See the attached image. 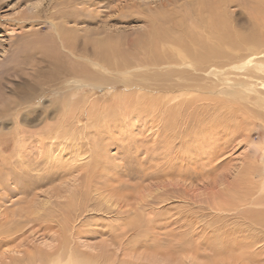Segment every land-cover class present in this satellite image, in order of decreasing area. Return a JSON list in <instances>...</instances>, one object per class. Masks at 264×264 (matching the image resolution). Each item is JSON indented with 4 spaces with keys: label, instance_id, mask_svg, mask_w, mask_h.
I'll use <instances>...</instances> for the list:
<instances>
[{
    "label": "rangeland",
    "instance_id": "obj_1",
    "mask_svg": "<svg viewBox=\"0 0 264 264\" xmlns=\"http://www.w3.org/2000/svg\"><path fill=\"white\" fill-rule=\"evenodd\" d=\"M200 1L227 3L219 31L237 44L264 38V28L260 29L264 0H73V8L65 9L80 13L81 18L74 15L78 16L80 27H66L78 31L81 44L108 37L120 39L121 46L112 53L133 56L135 49L128 42L135 43L140 35L153 31L151 24L163 27L165 22L180 21L189 13L195 15ZM3 2L0 103L11 111L0 113V119L8 112L16 115L19 110L34 109L35 105L26 108L25 99L16 95L37 91L34 85L44 90L48 84V73L35 78L28 68L33 45L37 41L46 44L52 38L51 25L41 16H49L53 10L45 7L54 6L55 1L40 2L41 16L36 20L32 12L38 0ZM24 17L27 19H21ZM54 22L61 25L59 20ZM97 31L100 35L94 37ZM49 45L57 46L55 41ZM219 48L224 50L221 43ZM257 50L264 51V46ZM245 54L219 59L218 67H227L218 71L228 73L226 78L234 81L246 69L252 70L250 66L251 69L227 70L245 61ZM15 63L20 64V77L12 66ZM39 65L42 71L49 69L43 63ZM97 90L99 97L104 95V104H110L111 95L103 88ZM129 110L114 114L102 125L93 118L91 124L86 123V116L80 117L75 127L86 125L83 132L69 130L64 133L68 136L56 137L59 144L54 151L55 155L60 154L56 161H50L46 150L39 149L42 147L33 139L36 134L26 137L25 146L19 148L13 146V128H0V264H38L58 254L63 240L64 250L69 249L74 255L103 256L104 261L115 264H264V256L253 258L246 254L253 234L245 225L247 220L242 222L233 211L236 200L248 193L245 190L250 188V182L258 185V174L264 170V107H250L246 112L221 100L207 106L196 101L184 105L171 102L155 107L152 114L150 110L127 114ZM246 114L248 117L242 119ZM18 123L22 129L36 126L31 121ZM40 127L44 126L29 129L35 133ZM91 131L97 132V145L89 147L98 149L92 160L88 159V146L85 147L93 137ZM76 142L81 146L74 147ZM74 150L85 153V163L70 164L69 152ZM86 160L97 163L86 165ZM247 178L251 181L247 182ZM261 197L255 196L254 205L242 212H253L256 232L260 229L257 217L264 215ZM79 214L81 217L77 218ZM218 240H224L228 250L221 255L215 251ZM263 245L261 239L262 249H257L258 244L253 252L264 251ZM240 252L243 256L239 260Z\"/></svg>",
    "mask_w": 264,
    "mask_h": 264
},
{
    "label": "bare ground",
    "instance_id": "obj_2",
    "mask_svg": "<svg viewBox=\"0 0 264 264\" xmlns=\"http://www.w3.org/2000/svg\"><path fill=\"white\" fill-rule=\"evenodd\" d=\"M1 1L0 5L5 4L4 0ZM42 1L44 0H38V4L35 2V12H32L33 20H36L35 18L40 14L41 10L38 7ZM54 1V6L47 4L45 7L48 11L53 10L49 12V16H41L40 14L51 25L50 31L52 35L49 36H52V38H48L46 44L43 43L44 41H37V44H32L33 50L31 51H34V53L30 54V57L28 56L29 63H31L28 69L33 72L35 78L42 76L43 72L48 73L49 77L45 81L48 84H46L44 90H42L41 86L37 88L38 85H34L37 91L33 93H29L28 91L23 96L16 95L17 98L22 97L25 99L24 105L26 108L27 105H35L34 109L28 112L19 110L16 115L8 112L0 119L2 125L0 128H13L11 133L12 140L14 141L13 146L19 145V148L25 146V138L31 137L32 133L36 134L37 136L33 139L38 143L37 145L42 147L39 149H45L50 161H56L60 155L58 153L55 155L56 151H54L59 144L56 137L59 134L63 137L68 136L69 134L64 135V133L69 132V130L72 132L74 130L78 133L83 132L86 125H80L81 128L79 127L78 129V127H75V124L80 123L79 118L84 115L86 116V123L89 122L91 124L90 119L93 118L96 123L101 121L102 125L104 121L111 118L114 114L118 115L122 111L125 112L127 108H130L127 114L135 112L144 113L149 110L152 114L155 107L159 105L166 106L171 102L184 105L191 101H196L203 103V106H207L214 101L225 100L227 103L233 105V109L235 106H240L246 112H248L250 107H264V51H256V49L264 46V38H251L246 45H243L241 43L237 44L230 37L224 36L219 31V27L221 26L219 24L220 18L224 17L223 13L225 12L222 11H224L223 7H227L226 2L220 4V2L214 1H200L197 4L199 8L196 9L198 12L195 15L189 13L187 18L182 17L180 21L165 22V26L163 27L151 24L154 32L150 31L146 35H140L135 40V43L128 42L131 49H135L134 55L129 56L118 51L112 53L121 44L120 39L111 40L112 38L108 37L110 40L108 38H106L107 40H87V42L81 44L77 40L78 31L66 27V25H79L78 22L80 20L78 19L82 17L79 12H74V10L66 11L67 9L65 8L67 6L72 7L71 3L73 0ZM60 5L63 6V9L59 8ZM218 6H222V9L218 8ZM262 13L263 24L260 29L264 28V10ZM77 14L79 18L78 16H74ZM21 19L24 20L27 17ZM185 19L188 22H185ZM195 19L198 21L197 24L194 21ZM56 20H59V24L61 25H56L54 22ZM152 20L155 22L156 19L152 18ZM157 27L161 28L157 29ZM51 33L49 32V34ZM95 35L98 36L100 33L97 31V33H94V37ZM54 41L57 46H50L49 44ZM220 43L223 45L224 50L222 51L219 48ZM42 46H45L44 49ZM234 53H246L244 55L246 60L230 66L227 70L236 71L245 67L248 68L249 66L252 67V70L246 69V73L241 76L238 75L234 81H230L226 78L228 73H220L218 71L220 68L224 69L227 67L225 65L218 67V60L229 59ZM39 63L45 64L49 69L42 71ZM12 66L16 71V75L20 77V64L15 63ZM187 68L191 70L189 71ZM23 83L30 85L27 81ZM97 87L103 88V92L106 90L111 95L112 101L110 104H104V95L99 97L95 93ZM121 88L124 89L123 92L120 91L118 93L117 90ZM179 92L182 95H175V93ZM5 105L0 103V113L7 110L11 111V108L5 107ZM234 111L237 112L238 110ZM245 117H248L247 114L242 115V119H246ZM18 121L20 123L21 121H31L35 122L36 126L42 124L44 127L43 129L40 127L34 133L29 128H35L36 126L24 127L22 129ZM91 133L93 137L90 142L87 140L85 147L88 146L86 147L89 154L88 159L92 160L98 149L95 148L96 150H94L89 147V145L95 144L94 137L97 135L96 131H91ZM73 146L80 147L81 144L76 142ZM69 153H72V159H70L72 166L77 163H85V158H82L85 153L81 154L78 150ZM87 162L86 165L92 164L95 161ZM263 172L264 170L258 174L260 178L258 185L257 182H252L249 180L250 178H247V182L251 181L249 184L250 188L248 187L245 190L248 193L244 195L245 198L236 200L237 204L233 209L242 222L243 220L249 221H246L245 225L251 229L249 231L253 234V238L250 237V240L246 236L249 239V243L247 244L249 248L245 247L247 250L246 254L251 255L253 258L260 255L264 256L263 250L259 252H253L252 250L258 244L260 246L257 249H262L261 239L264 241V215L257 217V224L260 228L257 232L260 239L253 227L255 225L252 219L253 212H242L243 208L254 205L255 196L261 195V198H264ZM66 208L70 209L67 206ZM76 217H81V214ZM247 238L244 239L247 240ZM64 245L65 240L62 241L58 254L46 260H40L38 264H115L109 260L104 261L103 256L89 255V258H83L81 255H74L71 250H64ZM218 245L215 251L218 255H221L227 250L225 241L218 240ZM237 254L240 260L243 254L241 252ZM119 264L141 263L120 262ZM149 264L155 263L149 262ZM165 264L172 263L168 261Z\"/></svg>",
    "mask_w": 264,
    "mask_h": 264
}]
</instances>
